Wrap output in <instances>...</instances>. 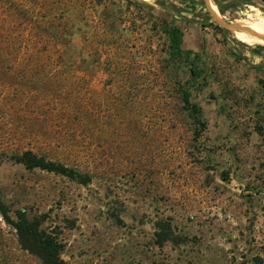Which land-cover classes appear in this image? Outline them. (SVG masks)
<instances>
[{"label": "rangeland", "instance_id": "1", "mask_svg": "<svg viewBox=\"0 0 264 264\" xmlns=\"http://www.w3.org/2000/svg\"><path fill=\"white\" fill-rule=\"evenodd\" d=\"M13 1L36 17L8 25L73 62L80 87L64 94V86L29 88L0 75V151L39 150L92 179L0 160L11 220L19 209L42 220L68 264H264V66L253 67L264 63L254 51L264 40L249 37H264V5L242 0L222 15L209 0L221 18L245 26L234 34L215 25L205 0ZM170 3L185 16L175 20L182 49L200 55L209 78L190 89L205 121L196 135L175 110L173 80L186 68H175L156 16ZM7 6L0 0V16ZM42 90L56 93L52 101ZM30 107L50 113L24 128ZM53 108L91 113L67 122ZM0 264H44L1 214Z\"/></svg>", "mask_w": 264, "mask_h": 264}, {"label": "trees", "instance_id": "2", "mask_svg": "<svg viewBox=\"0 0 264 264\" xmlns=\"http://www.w3.org/2000/svg\"><path fill=\"white\" fill-rule=\"evenodd\" d=\"M212 1L222 15H225L229 10L238 9L242 3V0ZM258 1L264 5V0ZM5 2L8 5L5 9L6 12H3L4 14L0 16V75L2 77L8 76L10 78H15V84L29 88H42L46 85L64 86V94L69 93L74 84L80 87V85L74 81L76 76L73 74V62L69 63L62 54H57L55 51L53 52L50 50L46 43L43 44L40 41L24 40L26 34H24L23 29L14 32L8 25L12 20L15 21L18 18L25 19L27 17H30L29 19L31 20L34 19L36 15L28 13V11L23 8H18L13 0H5ZM133 3L150 8V6L144 2L135 1ZM162 6L163 10H160L158 12L159 14H156V16H158L159 22L163 26V32L169 38V47L171 53L175 56V68L178 70L186 68L183 75L177 74L173 80V90L177 101L175 110L191 120L192 124L195 126L194 134L196 135V126L204 128L205 121L202 120L201 117L202 107L191 99L190 89L195 88L200 90L208 83L209 78L205 73L203 63L199 59L200 55L191 50H183L181 47L183 31L175 24V20H184L185 16H183L181 10L173 3L162 4ZM36 23L38 22H35L36 31L40 32L42 35L51 36L54 39L56 38V34L44 28L42 29ZM215 25L223 31L218 24L215 23ZM240 25L245 27L243 24ZM66 44L71 47V40L68 39ZM254 51L264 54V45H257ZM191 54L193 55L192 58H190ZM18 60H21L20 64H22L15 67L14 65H16ZM263 66L264 63L261 62L253 65V67L257 69ZM79 79L82 80L81 77H79ZM34 89H32V91ZM55 94L56 93L51 90L44 91L43 99L52 101ZM30 95L32 96V94ZM22 110L20 111L22 112ZM52 110L53 117H58L60 115L67 122L71 120H77L81 123L87 122L91 113L90 110L88 112L80 108L76 111L68 108L61 111L56 108ZM25 112H27V117L31 118V120L26 118L28 124L23 126L24 128H32V126H37L35 125L37 119L35 116L44 115V113L47 115L50 113V109L47 108L44 111L39 107H30L28 110H25ZM2 159L11 160L13 163L20 164L27 170L39 169L64 175L80 184H88L92 179V174L90 172L79 168L77 165H67L60 160L50 158L45 152L33 150L32 148L20 150L18 147L14 148V146H9L7 150L0 151V160ZM0 214L5 220L11 223L16 230L22 248L36 255L44 264H68L61 257L63 251L62 242L54 233L41 227L42 220L38 217H30L25 210L19 209L15 211L16 220H11L8 210L4 206L1 194Z\"/></svg>", "mask_w": 264, "mask_h": 264}, {"label": "water", "instance_id": "3", "mask_svg": "<svg viewBox=\"0 0 264 264\" xmlns=\"http://www.w3.org/2000/svg\"><path fill=\"white\" fill-rule=\"evenodd\" d=\"M210 1H212V0H210ZM205 2L207 4L208 10L211 12V14L214 17V19L216 20V22L222 27V29L224 31L229 30L230 32L235 34V31L244 29L243 26H241L240 24H238L236 22L226 21L223 18H221L220 14L215 13V11L210 7L209 0H205Z\"/></svg>", "mask_w": 264, "mask_h": 264}, {"label": "bare ground", "instance_id": "4", "mask_svg": "<svg viewBox=\"0 0 264 264\" xmlns=\"http://www.w3.org/2000/svg\"><path fill=\"white\" fill-rule=\"evenodd\" d=\"M237 31L240 32L241 34H243L242 30H237ZM249 37L253 38V39H256V40H264V37H257V36H253V35H250ZM261 42H264V41H261Z\"/></svg>", "mask_w": 264, "mask_h": 264}]
</instances>
